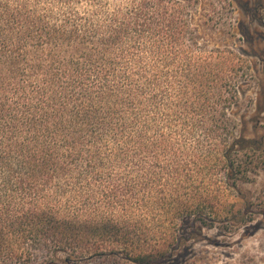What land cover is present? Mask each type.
I'll list each match as a JSON object with an SVG mask.
<instances>
[{"label": "trees", "instance_id": "1", "mask_svg": "<svg viewBox=\"0 0 264 264\" xmlns=\"http://www.w3.org/2000/svg\"><path fill=\"white\" fill-rule=\"evenodd\" d=\"M235 1L0 0V264L215 221L248 173Z\"/></svg>", "mask_w": 264, "mask_h": 264}, {"label": "rangeland", "instance_id": "2", "mask_svg": "<svg viewBox=\"0 0 264 264\" xmlns=\"http://www.w3.org/2000/svg\"><path fill=\"white\" fill-rule=\"evenodd\" d=\"M227 16V27L211 31L212 41L242 52L256 79L243 89L244 103L236 110L248 173L236 190L210 188L206 214L215 221L152 225L155 236L148 239L107 243L91 252L40 253L33 264H264V0H236Z\"/></svg>", "mask_w": 264, "mask_h": 264}]
</instances>
